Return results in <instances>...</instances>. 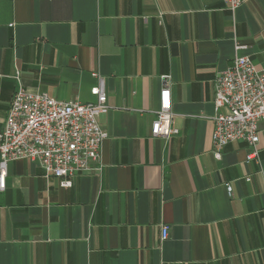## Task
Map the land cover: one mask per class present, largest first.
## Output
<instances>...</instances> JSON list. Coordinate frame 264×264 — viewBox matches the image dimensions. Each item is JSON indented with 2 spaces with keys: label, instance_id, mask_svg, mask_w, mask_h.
<instances>
[{
  "label": "crops",
  "instance_id": "obj_1",
  "mask_svg": "<svg viewBox=\"0 0 264 264\" xmlns=\"http://www.w3.org/2000/svg\"><path fill=\"white\" fill-rule=\"evenodd\" d=\"M237 54L264 70V0H0V129L17 73L65 101L102 80L111 105L101 165L72 186L9 162L0 264H264V120L260 162L244 141L214 154L215 80ZM165 76L168 140L151 135Z\"/></svg>",
  "mask_w": 264,
  "mask_h": 264
},
{
  "label": "built area",
  "instance_id": "obj_2",
  "mask_svg": "<svg viewBox=\"0 0 264 264\" xmlns=\"http://www.w3.org/2000/svg\"><path fill=\"white\" fill-rule=\"evenodd\" d=\"M234 12L247 0H223ZM247 45L235 40L237 51ZM5 123L0 129V189L6 187L8 164L19 159L37 161L45 177H56L61 186L70 187L73 179L101 165V152L108 132L100 124V116L111 109L101 83L93 89L96 100H60L46 92L25 86L19 73ZM160 108L151 126V135L170 139L179 132L174 127L171 101V79L165 76ZM213 146L216 157L234 141L250 146L247 161L260 162L259 123L264 120V70L248 55L237 54L231 65L215 80ZM247 181L251 177H246ZM229 193L232 187L227 185ZM169 225H162L161 239L169 237Z\"/></svg>",
  "mask_w": 264,
  "mask_h": 264
}]
</instances>
